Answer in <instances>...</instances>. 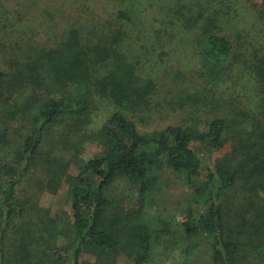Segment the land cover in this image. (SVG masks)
<instances>
[{"label":"trees","instance_id":"obj_1","mask_svg":"<svg viewBox=\"0 0 264 264\" xmlns=\"http://www.w3.org/2000/svg\"><path fill=\"white\" fill-rule=\"evenodd\" d=\"M114 3L105 21L95 10L76 17L52 44L13 60L10 77L32 90L34 106L17 138L2 140L0 264H167L178 250L177 264H264V0ZM6 82L0 71V95ZM165 89L175 95L169 105L196 111L143 134L129 114L156 105ZM95 95L117 111L73 142L70 130L90 123ZM64 122V140L47 144ZM86 138L101 151L83 162ZM164 165L194 187L178 228L168 218L153 226L144 205L127 210L114 192L126 181L146 202ZM64 181L69 220L31 215V199Z\"/></svg>","mask_w":264,"mask_h":264},{"label":"rangeland","instance_id":"obj_2","mask_svg":"<svg viewBox=\"0 0 264 264\" xmlns=\"http://www.w3.org/2000/svg\"><path fill=\"white\" fill-rule=\"evenodd\" d=\"M115 4L114 0H0V71L8 77V82L1 86L3 90L0 95V156L5 158L4 152H7L6 143L2 141L4 134L8 139H16L17 131L19 132V128H22L24 120H28V113L34 106L31 99L32 90L22 93L19 85L12 80L16 77L11 75L13 60H20L31 55L25 52L30 47L52 44L57 37L67 31L72 23L76 22V17L86 18L91 16V11L95 10V16L105 21L106 18L102 13L113 10ZM84 9L87 11L83 12ZM95 16H91V19ZM162 91L156 105L133 116L129 114L143 134L153 133L170 125H182L190 120L191 115L196 111L198 105H169L168 99L175 101V95L171 96L172 93H168L172 89ZM37 96L45 95L39 92ZM90 109L88 115L90 123L85 127L79 126L76 130L71 129L69 133L71 141L77 143L81 141V138L88 137L89 133L90 135L95 133L117 111L116 105L101 95L93 97ZM67 125L68 123L64 122L59 129L51 130L47 144L56 143L57 145L60 141L62 142L64 138L59 131ZM71 141L67 143L73 144ZM84 141L79 156L83 162L92 159L101 151L98 142L87 141V138ZM69 149L65 148L68 151ZM72 153L73 150L69 151L70 155ZM222 153L224 152H220ZM77 172L78 169L75 166L69 170L72 176H75ZM42 176L44 175L41 174L40 177ZM156 184L158 190H151L146 202H143L144 198L139 199L136 192L132 193V187L126 181L114 192L115 196L124 193V207L127 210L133 211L144 205V211L148 214L145 219L152 217L153 226L161 224L164 221L162 219L168 218L167 221L178 228L184 221L185 211L191 206L194 187L188 182L185 173L176 172L166 165L160 172V178L156 179ZM69 186L70 183L64 181L62 186L58 187L57 193L52 190L39 191L38 195L29 202V206L32 207L31 215H48L51 219L60 215L69 220L71 214ZM26 192L30 194L29 189ZM67 242L65 238H61V244ZM176 252L172 256L166 255L164 261L167 264H177L183 260L182 251ZM85 258L92 259L90 254H86ZM118 264L132 263L126 258H121Z\"/></svg>","mask_w":264,"mask_h":264}]
</instances>
